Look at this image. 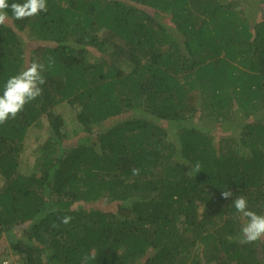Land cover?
Listing matches in <instances>:
<instances>
[{
  "label": "trees",
  "instance_id": "trees-1",
  "mask_svg": "<svg viewBox=\"0 0 264 264\" xmlns=\"http://www.w3.org/2000/svg\"><path fill=\"white\" fill-rule=\"evenodd\" d=\"M47 8L23 20L9 8L0 25V94L32 62L46 80L0 124V251L8 242L12 264H264V237L239 242L232 203L264 215V0Z\"/></svg>",
  "mask_w": 264,
  "mask_h": 264
},
{
  "label": "clouds",
  "instance_id": "clouds-1",
  "mask_svg": "<svg viewBox=\"0 0 264 264\" xmlns=\"http://www.w3.org/2000/svg\"><path fill=\"white\" fill-rule=\"evenodd\" d=\"M11 9L12 16L17 20H23L41 12H47V0H23V2H15L9 5L8 0H0V25H3L8 19L7 9ZM54 61L49 58V66ZM45 65L39 62H32L21 70L18 74L7 79L2 94H0V124H4L9 118H16L23 110L24 106L37 97L42 95L43 89L41 85L46 80L43 76ZM201 171V165L197 162L191 166V170L195 174ZM133 175H139V169H132ZM232 196V192L227 190L222 192V197L228 199ZM234 208L242 215L245 222L240 230V243H253L264 237V215L257 214L249 210L247 200L243 196H238L232 201ZM70 216H64L61 222L68 224L71 222ZM95 259V256L84 257Z\"/></svg>",
  "mask_w": 264,
  "mask_h": 264
},
{
  "label": "rangeland",
  "instance_id": "rangeland-1",
  "mask_svg": "<svg viewBox=\"0 0 264 264\" xmlns=\"http://www.w3.org/2000/svg\"><path fill=\"white\" fill-rule=\"evenodd\" d=\"M90 60L94 61L96 60V57L90 56ZM59 107L65 110L64 116H65L66 123L68 127L70 128V130L77 129L78 122L76 121V116H75L76 113L73 110L67 108L65 103L60 104ZM135 116L136 115H134V113L131 115V117H135ZM46 124L47 122H44V125L42 124L39 127L36 125V127L31 128V130L27 133L28 138L26 140V146L24 150L25 157L23 158V161H22L23 162L22 169H21L22 172H25V173L27 172L31 174L35 168V165L38 164L37 155L39 153L37 152V150H38L39 144L43 142L46 136V131H45ZM0 184H2L1 181H0ZM108 207L111 208V204L108 205ZM8 244L9 243L8 242L6 243V241L3 244V245H6L5 250L7 249L8 251L5 254H3L4 249L0 251V260L8 259V260H12L15 262L18 259V255L15 253L14 250L10 248Z\"/></svg>",
  "mask_w": 264,
  "mask_h": 264
},
{
  "label": "built area",
  "instance_id": "built-area-1",
  "mask_svg": "<svg viewBox=\"0 0 264 264\" xmlns=\"http://www.w3.org/2000/svg\"><path fill=\"white\" fill-rule=\"evenodd\" d=\"M13 262L11 260L5 259L2 261V264H12Z\"/></svg>",
  "mask_w": 264,
  "mask_h": 264
}]
</instances>
